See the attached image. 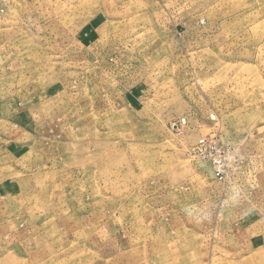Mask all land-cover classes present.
Here are the masks:
<instances>
[{
	"label": "rangeland",
	"instance_id": "374dc122",
	"mask_svg": "<svg viewBox=\"0 0 264 264\" xmlns=\"http://www.w3.org/2000/svg\"><path fill=\"white\" fill-rule=\"evenodd\" d=\"M0 264H264V0H0Z\"/></svg>",
	"mask_w": 264,
	"mask_h": 264
},
{
	"label": "built area",
	"instance_id": "2783aa9c",
	"mask_svg": "<svg viewBox=\"0 0 264 264\" xmlns=\"http://www.w3.org/2000/svg\"><path fill=\"white\" fill-rule=\"evenodd\" d=\"M213 118H215V117L213 116ZM170 125L173 129H176V130H178L180 128L182 129L186 125V117L173 120V121H171ZM219 173H222V172L219 171Z\"/></svg>",
	"mask_w": 264,
	"mask_h": 264
}]
</instances>
